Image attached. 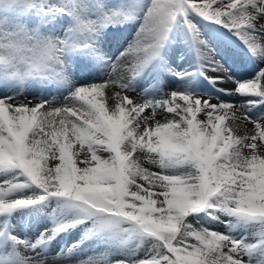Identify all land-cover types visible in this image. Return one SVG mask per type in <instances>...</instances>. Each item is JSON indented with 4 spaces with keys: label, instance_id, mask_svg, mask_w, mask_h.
Segmentation results:
<instances>
[{
    "label": "snow or ice",
    "instance_id": "1",
    "mask_svg": "<svg viewBox=\"0 0 264 264\" xmlns=\"http://www.w3.org/2000/svg\"><path fill=\"white\" fill-rule=\"evenodd\" d=\"M0 264H264V0H0Z\"/></svg>",
    "mask_w": 264,
    "mask_h": 264
}]
</instances>
